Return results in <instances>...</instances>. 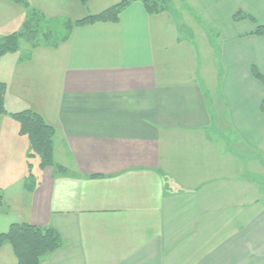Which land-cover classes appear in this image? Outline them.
<instances>
[{
	"label": "crops",
	"instance_id": "crops-1",
	"mask_svg": "<svg viewBox=\"0 0 264 264\" xmlns=\"http://www.w3.org/2000/svg\"><path fill=\"white\" fill-rule=\"evenodd\" d=\"M35 1L64 15V34L42 28L36 47L1 56L4 106L53 128V160L68 173H29L28 143L0 116V234L53 228L63 247L40 264H264V83L251 74L264 78V37L251 35L264 0H181L218 32L213 46L175 9L148 15L135 1L116 23L67 32L65 21L121 0ZM9 5L0 38L28 19ZM237 11L254 22H235ZM30 83L47 95L27 99ZM0 264H16L7 244Z\"/></svg>",
	"mask_w": 264,
	"mask_h": 264
},
{
	"label": "trees",
	"instance_id": "trees-1",
	"mask_svg": "<svg viewBox=\"0 0 264 264\" xmlns=\"http://www.w3.org/2000/svg\"><path fill=\"white\" fill-rule=\"evenodd\" d=\"M5 1L28 8L24 0ZM78 1L82 6H86L88 2V0ZM135 1L141 2L144 11L148 15H157L169 10V0H121L97 14L88 15L74 22L65 21L63 25L67 32H70L73 28L96 23H116L119 15ZM233 20L235 22L243 20L254 22L251 17L239 11L234 14ZM48 23L42 16L34 13L30 18L29 14L27 21L22 25L21 32L0 38V56L18 51L21 41L27 42L33 48L36 47L41 29L46 28L44 25ZM41 24L43 26H40ZM251 35L264 37V23L257 25ZM49 36L42 35L41 37L46 39ZM251 74L254 79L264 83L262 75L253 67H251ZM5 93L6 85L0 82V116L10 117L18 126V134L27 140L26 161L28 160V172L31 171L29 159H37V166L40 170L52 168L54 173H68L65 168L57 165L53 160V128L38 113L31 110L8 113L4 106ZM28 179L33 178L30 175ZM32 184L34 185V180H32ZM4 211H6V206L0 194V213ZM5 244L10 246L16 264H40L48 255L63 247L62 239L53 228L36 227L27 223L12 224L5 233L0 234V249Z\"/></svg>",
	"mask_w": 264,
	"mask_h": 264
},
{
	"label": "rangeland",
	"instance_id": "rangeland-1",
	"mask_svg": "<svg viewBox=\"0 0 264 264\" xmlns=\"http://www.w3.org/2000/svg\"><path fill=\"white\" fill-rule=\"evenodd\" d=\"M24 1L27 3L28 8L20 6V5H19L20 8H18V9H20L21 12L23 11L22 13L24 15V18L26 16L25 12H26V9H27L28 13L30 14V18H32V15L34 13L36 15L42 16L46 21L49 22L47 25H44V27H46L48 29H52V31L55 32L58 35L59 34L60 35L64 34V29H63V27L61 25V21H59L61 19H60V17H58V16H64V15H62V14L61 15H53V16L51 15V17H48V16H46L43 13V9H42V11L39 10V9L35 10L34 5H33V4H36L35 0H24ZM69 1L70 2L74 1L73 2V3H75L74 5H76V6L78 5L80 8L83 7L78 0H69ZM171 1L172 2H169V4H168L169 8L171 10L175 9L173 12L177 13L178 24H179L180 27L187 29L188 32H190V35H191V33L193 34V32L194 33H198L199 32L197 37H194V38L195 39L197 38L198 41L200 39L199 42H201V38H202L203 41L206 43V45L209 44L210 46H213V45H215L218 42V40L220 38L218 32L216 30H214V29L205 28L203 26V24H201V22L198 19V17H195L194 12L190 8H188L186 6L184 1H181V0H171ZM8 3H10V2L5 1V0H0V15H3L4 18H5L6 15H8V14L11 15V13H12L11 10H7V8H6V5H9ZM9 6H11V5H9ZM11 7H13V6H11ZM13 9H14V11H18V9L15 8V7H13ZM70 11L72 12V10H70ZM71 14H74V16L79 15V13H73V12ZM3 16H1V17H3ZM0 20H1L0 25H2L3 24L2 18H0ZM40 26H43V24H41ZM200 27L204 28L205 33L202 30H199ZM6 28H8V27H1L0 31L6 30ZM200 31L203 32V35H202V32H200ZM21 45L24 46L23 43H20V46ZM199 56L201 58L200 54H199ZM1 63H10V60H7V62H6V58H1V56H0V78L7 80L8 79V76H6L7 73H6V71L3 70L4 66L1 65ZM5 66L7 67V64ZM2 74L5 75L6 77H3ZM40 85H42V83H39L38 85H34L33 83L32 84L30 83L28 86L29 87L33 86V88H31V89L25 88L24 93L27 94L26 98L27 99L31 98L32 95H37L38 97L42 96L43 94L47 95L48 92L44 93V91H42V87H40ZM28 102H31V101H28ZM29 104H31V103H29ZM25 141L27 142L26 139H25ZM29 161L32 163L34 168L37 166V159H35V160H33V159L30 160L29 159ZM27 162H28V160H27Z\"/></svg>",
	"mask_w": 264,
	"mask_h": 264
}]
</instances>
